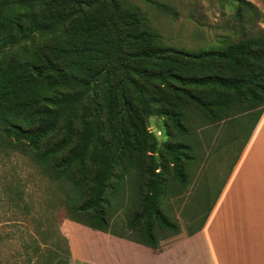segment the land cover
Here are the masks:
<instances>
[{
	"label": "trees",
	"instance_id": "trees-1",
	"mask_svg": "<svg viewBox=\"0 0 264 264\" xmlns=\"http://www.w3.org/2000/svg\"><path fill=\"white\" fill-rule=\"evenodd\" d=\"M159 40L148 17L119 0H0L2 131L61 183L71 220L109 233L132 202L128 235H117L155 250L182 233L167 205L190 184L199 131L264 109V33L225 40L223 51ZM153 116L164 122L161 143Z\"/></svg>",
	"mask_w": 264,
	"mask_h": 264
},
{
	"label": "rangeland",
	"instance_id": "rangeland-1",
	"mask_svg": "<svg viewBox=\"0 0 264 264\" xmlns=\"http://www.w3.org/2000/svg\"><path fill=\"white\" fill-rule=\"evenodd\" d=\"M119 1L125 9L144 13L160 36V45L167 48L223 51L225 40L238 42L246 35L264 33V0ZM154 3L174 8L178 16L159 10ZM247 4L253 6V16L247 12L250 7ZM238 11L245 15L243 20ZM239 118L234 127L226 122L199 131L202 147L197 161L188 167L190 184L167 205L170 218L179 223L183 235L195 234L203 228L248 140L251 121ZM163 123L157 116L149 120V129L160 143L166 140ZM135 190V181L129 180L128 202L137 199ZM63 197L61 183L53 181L30 154L16 149L0 126V264H47L48 260L50 264H61L63 251L70 252V259L73 256L71 240L75 249H94L97 239L128 235L125 226L132 202L113 218L112 231L99 238L100 235L91 234L88 227L69 218ZM226 204L227 201L221 208ZM84 259L95 264L90 252H85Z\"/></svg>",
	"mask_w": 264,
	"mask_h": 264
},
{
	"label": "crops",
	"instance_id": "crops-1",
	"mask_svg": "<svg viewBox=\"0 0 264 264\" xmlns=\"http://www.w3.org/2000/svg\"><path fill=\"white\" fill-rule=\"evenodd\" d=\"M248 115V140L200 231L163 240L155 250L113 235L102 240L105 232L85 228L100 235L97 246L75 249L71 240L69 264H87L85 252L95 264H264V109Z\"/></svg>",
	"mask_w": 264,
	"mask_h": 264
}]
</instances>
